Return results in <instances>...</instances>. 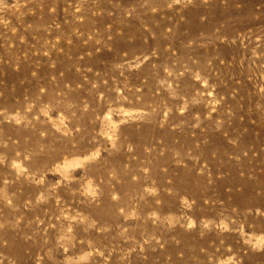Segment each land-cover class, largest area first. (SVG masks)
<instances>
[{
    "label": "rangeland",
    "instance_id": "1",
    "mask_svg": "<svg viewBox=\"0 0 264 264\" xmlns=\"http://www.w3.org/2000/svg\"><path fill=\"white\" fill-rule=\"evenodd\" d=\"M0 264H264V0H0Z\"/></svg>",
    "mask_w": 264,
    "mask_h": 264
}]
</instances>
